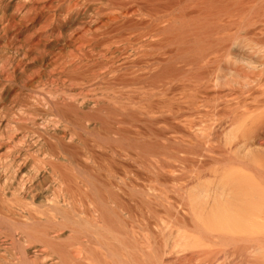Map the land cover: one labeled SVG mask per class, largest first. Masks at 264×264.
Instances as JSON below:
<instances>
[{
	"label": "bare ground",
	"instance_id": "bare-ground-1",
	"mask_svg": "<svg viewBox=\"0 0 264 264\" xmlns=\"http://www.w3.org/2000/svg\"><path fill=\"white\" fill-rule=\"evenodd\" d=\"M12 1L0 0V39L30 27L36 44L31 48L26 40L17 53L35 54L49 42L51 50L69 48L48 62L40 54L46 75L72 76L92 66V80L136 85L132 94L144 95H85L70 88L27 95L30 109L53 107L72 131L54 128L53 143H28L48 151L34 164L13 152L0 162V264H264V0ZM235 19L262 45L220 49L234 68H224L230 78L220 77V95H210L219 92V78L208 79L206 69L214 35ZM12 73L22 78L19 69ZM185 76L193 80L178 78ZM156 96L167 106L158 115L151 112L160 100L149 102ZM134 99L149 102L145 129L117 128L111 116L118 106L130 117L142 113ZM209 102L194 119L172 111ZM14 115L19 110L7 121L17 128ZM161 121L172 124L170 132L153 127ZM91 137L121 143L113 148L111 179L100 174L102 165L79 163L76 146ZM17 141L10 130L0 134L2 144ZM116 165L133 176L117 179ZM145 171L149 183H136ZM48 172L55 177L51 197L32 183ZM75 205L84 217L74 218ZM70 232L75 243L65 245Z\"/></svg>",
	"mask_w": 264,
	"mask_h": 264
},
{
	"label": "rangeland",
	"instance_id": "rangeland-1",
	"mask_svg": "<svg viewBox=\"0 0 264 264\" xmlns=\"http://www.w3.org/2000/svg\"><path fill=\"white\" fill-rule=\"evenodd\" d=\"M18 3H19V0H13L11 3V6H17ZM84 3H88L90 6H94V3H98V0H87ZM238 22H239L238 19H235L232 25L228 27H223V28L220 27L218 32L216 31L214 35V38H216L215 43H213L212 45V51H213L212 61L206 67V69H208V74H207L208 79L219 78L218 80L219 82L220 77H222L221 79L222 81H227L230 78L227 75V71H225L224 68H234V66L230 62H228L224 56H220V49H224V48L233 49L235 46L246 44V43H249V46H254L255 44L262 45V43L257 42V40H260L259 38L246 34L243 27L239 25ZM37 27H39V25H37ZM33 31H32V28L30 27L23 28L13 33H9L10 39L5 40L4 39L5 37H3V40L0 39V134H4L7 130H10L11 133L14 136H17L19 139V141H17L14 144H10V143L2 144L0 142V162H2L3 159L6 158V156H8L9 154L13 152L16 154L17 153L22 154L23 157L27 159V161H31L32 164H34V161L37 162V159L42 160L43 158H47L48 151L46 150L47 149L46 146L45 147L44 146L33 147V145H29V144H33V141L37 139L40 141H43L45 145H47L48 143H53L54 140H53V137L50 135L52 134V132L50 133V130L54 128H60L61 130H65L68 132L72 131L71 126L62 117H60L56 113L53 107H50V106L45 107L43 108V110L38 109V108L30 109L27 106V102H26L27 95H49V92L52 89L63 90L65 88H70L74 90L73 91L74 93H81L85 95H113V96L144 95L140 93L132 94L131 91H134L135 88L138 87L136 85L123 84V83H120L118 81H113V80L111 82H108L106 80L98 81L97 79L92 80V78L94 77L93 75L95 74V71H97V68L92 67V66L86 68L82 72L72 73V76L66 75V76L57 77L53 75L51 76L46 75L48 73L45 72V69H46L45 65H43L42 63L38 61L40 54L45 55L44 60L48 62L49 59L57 53H60L61 55H66L69 52V48L62 45V46H59L56 50H51L49 46V43H50L49 42V43H45L35 48L37 50V53L35 54L26 53V56H25L22 51L17 50L18 52L24 55V56L23 55L21 56L20 53L16 52V49H20V47L25 43L26 40H27V45L31 48L34 47L36 44V35L35 33H33ZM221 53H223V51H221ZM15 68L20 70V73H22V78H18L17 76H15V74L12 73V69L14 70ZM187 77L189 78L190 76L178 77V78L182 80V82L184 81L185 84H189L187 81ZM190 80L192 81L193 78L190 77ZM218 87H219V90H218L219 92L212 93L210 95H220V82H219ZM175 98H178L177 95H175ZM158 99L160 100L161 97L160 96L153 97L151 98V100H149V102L159 101ZM124 101H125L124 99L121 100L122 103ZM133 101L137 103L136 105L137 107L138 105L141 106L140 112L142 113H138L137 116L131 115L130 117V114L128 115L125 112L127 110L124 111V109H119V106L116 105L118 106L117 112L119 114L116 112L118 115L115 114L116 116L115 115L111 116L112 122L114 123V125H116L117 128L122 127L123 129L125 128L124 130L127 129L128 131H130L131 129H132L131 131H135V130L143 131L146 127V124L142 123L143 114L146 111L145 109L147 108L146 106L149 102L143 101L142 103H138V100L136 99H134ZM210 104L211 103L209 102L205 104L203 107L198 106L196 107L197 108L196 110H190V111L185 108H181V107L175 108L174 107L172 111L176 113L177 116L184 115L185 117H188L189 119L191 118L194 119L198 116L200 112L207 110L209 108L207 106H209ZM166 109H167V106L163 108L162 101L160 100V105L157 104L156 108L151 113L154 115H158L161 112L165 111ZM11 110L12 111L19 110L20 112L19 116L14 115L13 116L14 118H12L13 121L15 122L18 121L20 123V126L17 128L14 127L13 124H10L11 121L10 122L7 121L8 119L7 115ZM23 112L24 114L21 115V113ZM114 116L117 117L118 121L116 120V118H114ZM171 125L172 124H170L169 122L161 121V122H156L153 125V127L155 129H160L166 132L167 131L170 132ZM118 126H121V127H118ZM98 128L99 126H96L97 130ZM102 137L103 136H101V138ZM101 138L99 137V139ZM99 139L95 140L94 137H93V141H91L92 137L91 139H88L91 141V142L90 141L88 142L89 146H87L88 143L86 146L81 143L77 144L76 148L78 149H76V151L78 155L79 153L82 154L83 159L80 158L81 154L78 157L80 160L83 161L84 164H82L81 161H79V163L81 165H85L87 163L86 166L91 165V164L93 166H97L99 164H100L99 166L104 165V167L101 166V168L102 169L104 168V170L101 171L100 174L101 175L103 174L102 175L103 178L111 179L112 175L109 173V167L110 168L113 167L110 164L113 161L114 154H115L113 151L114 150L113 148H115V150H118L121 147V143H119V141H116V142L112 141L114 146H116L114 147L109 143V141L104 142L103 140L101 141ZM99 141H101L102 143V150L100 148L101 143L99 146ZM94 143L96 144V147H94L95 146ZM80 144L82 147L80 146ZM104 145L108 147L109 149H111L112 153H110L111 151L109 150L110 151L109 152L108 149L104 147ZM92 146L94 148H97L95 149L96 154L92 158L93 160L87 157L88 156L87 152L90 151V149L94 151ZM104 150H105V153L102 152ZM99 151L104 153V155L102 153L100 154ZM124 153L125 152H123L122 154L123 155L122 158L127 159L126 162L128 163V165L130 166L135 165V163H133L132 161V159L135 160V157H131L132 159L130 160L129 159L130 157L128 158ZM110 154L113 156H110ZM59 156L63 158L64 155L60 153ZM101 156L102 157L104 156V158H102ZM95 158H96V161H95ZM64 163L67 165L66 162ZM106 165H109V166H106ZM107 167H108V171H107ZM116 167L117 169H119L118 165H116ZM30 168L31 167L28 166L27 169L24 170L23 177L25 179L26 184H29V181H31V178H32V175L27 174ZM135 168L136 167H134V169ZM113 169H116V168L114 167ZM117 172H118L116 173L117 179H120V178L124 179L126 177L133 176V173H134V171H126L125 168L124 169L120 168L119 171ZM149 180H150V174H148L145 171L144 175L142 176V179L136 183L141 182L143 184H148ZM33 182L39 185L40 192H43L46 197H51V195L53 194L54 188H55V177L50 172H48L46 175L42 176L38 180L36 179L32 180V183ZM117 184H120V181ZM34 208H36V206ZM73 210L71 211V214L74 215V218L77 219L78 217L79 218L84 217V215L80 213L81 210H83V207H81L80 205H75V208ZM143 212L148 214L146 209H143ZM76 214L77 216H75ZM161 215L163 216V212L161 213ZM1 235L3 236L4 234L2 233ZM70 236H71V232L68 233L61 240V242L64 243L65 245L74 244L75 241L74 242L71 241ZM83 236L84 237H81L82 240L86 241L88 237L87 234ZM73 246H77V245H73Z\"/></svg>",
	"mask_w": 264,
	"mask_h": 264
}]
</instances>
